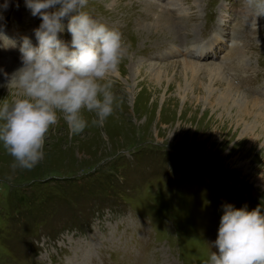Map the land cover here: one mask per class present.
Wrapping results in <instances>:
<instances>
[{
  "label": "rangeland",
  "instance_id": "374dc122",
  "mask_svg": "<svg viewBox=\"0 0 264 264\" xmlns=\"http://www.w3.org/2000/svg\"><path fill=\"white\" fill-rule=\"evenodd\" d=\"M116 3L86 9L128 49L113 115L79 135L61 118L31 171L13 172L0 144V264H204L224 204L264 210V136L241 143L247 122H223L213 105L224 82L232 99L264 102V17L255 22L243 0H118L124 12ZM3 15L0 101H10L22 62L9 43L37 45L41 19L24 0Z\"/></svg>",
  "mask_w": 264,
  "mask_h": 264
},
{
  "label": "clouds",
  "instance_id": "9594fccd",
  "mask_svg": "<svg viewBox=\"0 0 264 264\" xmlns=\"http://www.w3.org/2000/svg\"><path fill=\"white\" fill-rule=\"evenodd\" d=\"M24 2L41 23L33 30L37 45L28 36L9 43L18 44L22 62L10 80L17 98L0 101V144L12 157L13 172L31 171L44 159L47 134L61 118L70 135L89 123L103 126L120 106L113 77L128 52L120 29L86 10L88 0ZM9 6L10 0L0 4V20ZM243 7L255 22L264 17V0H243ZM65 30L70 42L60 38ZM85 113L93 114L91 120ZM222 207L216 250L204 264H264V210Z\"/></svg>",
  "mask_w": 264,
  "mask_h": 264
},
{
  "label": "bare ground",
  "instance_id": "6f19581e",
  "mask_svg": "<svg viewBox=\"0 0 264 264\" xmlns=\"http://www.w3.org/2000/svg\"><path fill=\"white\" fill-rule=\"evenodd\" d=\"M143 4H145L150 9L151 8L153 9L155 7L154 4L149 3V2H146ZM116 5H119L118 0H117ZM118 8L120 10H123V12L125 11L124 8L121 7V4L117 7V9ZM160 15H164V12L161 11ZM128 20L129 22L132 21L130 18ZM133 22H135L134 19H133ZM2 66L4 65L2 64ZM192 71H194V69ZM195 71L197 70L195 69ZM214 71H215V68H213L212 66L208 67L209 74H212ZM217 80H218L216 81L217 83L223 82V78H218ZM224 84L226 86L225 87L223 86L224 88L221 91L219 90L220 91L219 95H216V97H214L213 105L215 109H217L223 115L222 117L223 122L225 120H227L228 124L229 122L230 123L235 122L236 128H239L243 124V122H247V125L245 126L244 130L240 134V142L246 143L248 144V147L252 148L253 146H256V144L260 142L264 136L263 131H262L264 128V102L257 101L254 99H253L254 102H250L249 100H247V98H244V97L238 98V99L236 97L237 100L232 99V91H233L231 89L232 87L228 83L224 82ZM206 89L209 90L207 86H206ZM216 121H219L218 118L215 119V122ZM261 153L264 155V150Z\"/></svg>",
  "mask_w": 264,
  "mask_h": 264
}]
</instances>
